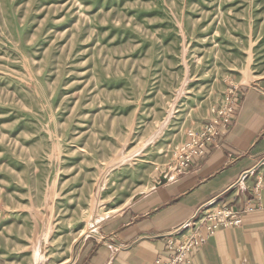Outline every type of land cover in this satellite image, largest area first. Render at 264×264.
I'll list each match as a JSON object with an SVG mask.
<instances>
[{
  "label": "rangeland",
  "instance_id": "374dc122",
  "mask_svg": "<svg viewBox=\"0 0 264 264\" xmlns=\"http://www.w3.org/2000/svg\"><path fill=\"white\" fill-rule=\"evenodd\" d=\"M261 76L264 0H0V264H62Z\"/></svg>",
  "mask_w": 264,
  "mask_h": 264
},
{
  "label": "crops",
  "instance_id": "0c3cea01",
  "mask_svg": "<svg viewBox=\"0 0 264 264\" xmlns=\"http://www.w3.org/2000/svg\"><path fill=\"white\" fill-rule=\"evenodd\" d=\"M231 101L230 121L204 159L117 208L62 264H155L156 256L167 254L166 238L188 232L180 225L203 207L241 210L257 194L255 205L241 211L240 224L216 227L191 250L188 264H264V180L258 192L253 188L264 175V76L232 90Z\"/></svg>",
  "mask_w": 264,
  "mask_h": 264
},
{
  "label": "built area",
  "instance_id": "2783aa9c",
  "mask_svg": "<svg viewBox=\"0 0 264 264\" xmlns=\"http://www.w3.org/2000/svg\"><path fill=\"white\" fill-rule=\"evenodd\" d=\"M231 109L232 108L229 107L224 112V116L221 119L223 125L226 124V121L228 120V117L231 113ZM208 131L210 132V136L207 137V139H211L215 136L214 130L208 128ZM205 147V141L199 139L197 147L193 149L192 153L189 152L182 158L181 164H183V166H186L194 156L204 154ZM263 180L264 175H262L260 179H258L255 186V191L258 192ZM238 181L241 184V180L238 179ZM259 197L260 196H258L257 194L256 199L247 200L246 205L241 210L225 208L217 211H212L203 207L195 218L188 220L180 225L183 228L189 227L188 232H185L182 235L180 234L181 232H176L174 233L175 235H170L166 238L165 246L167 254L166 256H156L154 260L155 264H188L190 261L189 254L194 247L202 244L208 234L219 225L230 226L240 224L241 211L245 209H251L255 205L256 200H258ZM205 220H210V222L203 225ZM202 225L204 226V229L201 230Z\"/></svg>",
  "mask_w": 264,
  "mask_h": 264
},
{
  "label": "water",
  "instance_id": "95a60500",
  "mask_svg": "<svg viewBox=\"0 0 264 264\" xmlns=\"http://www.w3.org/2000/svg\"><path fill=\"white\" fill-rule=\"evenodd\" d=\"M168 180V177L166 176V175H161L160 176V180L158 181V182H156L155 184L156 185H159V184H162V183H164L165 181H167ZM135 197H132V199H134Z\"/></svg>",
  "mask_w": 264,
  "mask_h": 264
},
{
  "label": "bare ground",
  "instance_id": "6f19581e",
  "mask_svg": "<svg viewBox=\"0 0 264 264\" xmlns=\"http://www.w3.org/2000/svg\"><path fill=\"white\" fill-rule=\"evenodd\" d=\"M172 174V173H171ZM113 209V208H112ZM111 210V209H110ZM115 210V209H114ZM113 210V211H114ZM108 212H109V210H108ZM111 212H112V210H111ZM86 231V228L83 226V227H81L80 229H79V231H78V235L77 236H80V235H82L84 232Z\"/></svg>",
  "mask_w": 264,
  "mask_h": 264
}]
</instances>
